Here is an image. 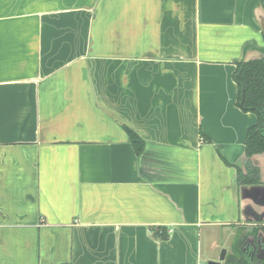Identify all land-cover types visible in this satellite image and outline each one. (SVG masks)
Here are the masks:
<instances>
[{
	"label": "crops",
	"instance_id": "1",
	"mask_svg": "<svg viewBox=\"0 0 264 264\" xmlns=\"http://www.w3.org/2000/svg\"><path fill=\"white\" fill-rule=\"evenodd\" d=\"M257 58L261 0H0V264L231 252L264 225V152L237 182L257 116L233 72Z\"/></svg>",
	"mask_w": 264,
	"mask_h": 264
},
{
	"label": "trees",
	"instance_id": "2",
	"mask_svg": "<svg viewBox=\"0 0 264 264\" xmlns=\"http://www.w3.org/2000/svg\"><path fill=\"white\" fill-rule=\"evenodd\" d=\"M261 2L264 7V0ZM233 79L238 89L237 104L243 111L254 112L257 116L255 124L247 132L246 159L243 168L237 169V182L238 185L260 184V169L253 164L251 157L264 152V58L238 62ZM126 129L137 155H140L145 147L144 140L131 128ZM159 229L161 231L155 230V235L168 239L165 228ZM261 233L264 236V225L239 227L237 240L226 255L224 264H264V254L260 257V253H264Z\"/></svg>",
	"mask_w": 264,
	"mask_h": 264
},
{
	"label": "water",
	"instance_id": "3",
	"mask_svg": "<svg viewBox=\"0 0 264 264\" xmlns=\"http://www.w3.org/2000/svg\"><path fill=\"white\" fill-rule=\"evenodd\" d=\"M252 187H253L252 184H249L242 186L241 189L242 190L244 188L251 189ZM226 255H227V249L223 248L218 259L209 260L206 264H224Z\"/></svg>",
	"mask_w": 264,
	"mask_h": 264
},
{
	"label": "built area",
	"instance_id": "4",
	"mask_svg": "<svg viewBox=\"0 0 264 264\" xmlns=\"http://www.w3.org/2000/svg\"><path fill=\"white\" fill-rule=\"evenodd\" d=\"M199 264H204V263H199ZM206 264V263H205Z\"/></svg>",
	"mask_w": 264,
	"mask_h": 264
}]
</instances>
